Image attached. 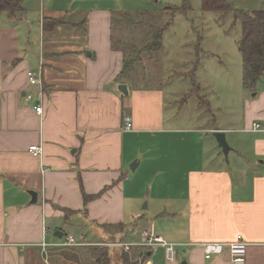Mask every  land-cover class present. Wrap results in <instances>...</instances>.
Here are the masks:
<instances>
[{"label":"crops","instance_id":"1","mask_svg":"<svg viewBox=\"0 0 264 264\" xmlns=\"http://www.w3.org/2000/svg\"><path fill=\"white\" fill-rule=\"evenodd\" d=\"M120 2L23 0L16 15L0 11V264H62L61 248L44 253L42 240L97 243L144 229L174 247L149 249L143 264L154 253L164 254V264H233L226 250L205 259L201 244L236 235L247 242L244 264H264V73L234 101L220 86L216 102L207 100V125L194 126V115L179 116L180 108L166 114L160 89L130 80L149 52L117 42ZM125 48L141 56L121 76L131 57ZM27 70L43 81L42 115L25 97L35 91ZM123 83L127 94L118 89ZM214 131L224 133L226 155ZM33 144L42 147L39 157L28 151ZM83 194L91 196L86 203ZM71 222L72 234L58 227ZM84 226L103 240L87 237ZM93 247L75 251L76 261L90 264Z\"/></svg>","mask_w":264,"mask_h":264},{"label":"rangeland","instance_id":"2","mask_svg":"<svg viewBox=\"0 0 264 264\" xmlns=\"http://www.w3.org/2000/svg\"><path fill=\"white\" fill-rule=\"evenodd\" d=\"M226 1L233 8L243 11L264 9V0ZM120 4L123 8L122 11L129 12L132 16H141L142 14V20L149 21L151 18L152 24L155 26L166 24L167 21L172 20L163 32L162 48L153 50L149 54H143L142 62L137 61L134 66L136 77L133 75L130 79L138 86L160 89L167 102L165 103L166 114L171 109L180 108L179 116L193 117L191 115H194V126L207 125V100L216 102L215 94L220 86H229L230 94H234L232 101L235 100L237 93H240L242 88V62L237 51L241 29L239 22L234 20L232 12L220 13L203 10L201 0H121ZM187 5L188 9H186ZM179 8H185V10L172 14L173 9ZM134 25L131 26L128 23L119 29L118 26H115L117 28L115 35L119 38L117 42L125 40L124 42L137 47L147 42L151 31L148 26L151 25ZM125 51L128 55L131 53L132 57L136 54L128 48H125ZM219 60L223 62V65L218 64ZM124 79L125 77H123V81ZM192 81L196 88L192 85ZM190 91L193 93L189 95ZM203 98L204 101L201 102ZM170 120L171 118L166 120L165 124H168ZM141 190L144 192L145 189ZM154 191L156 189H153ZM145 202L147 200L141 203V207ZM153 203L151 197V205ZM149 220L151 222V216ZM58 227L67 234L69 232L72 234L71 231L76 229L72 222L60 224ZM82 230L92 240H103L101 239L103 234L101 235L98 229L94 230L90 226H84ZM93 233L96 235L91 236ZM118 239L120 237H117L116 240L118 241ZM85 247H67V249L71 248L69 252L67 249L61 248L55 252V257L60 261L65 255L66 260L62 261V264H81L76 261L75 253L83 251ZM118 249L108 250L110 264H122ZM133 249L137 250L138 248ZM72 251L74 252L71 253ZM129 258V264L130 262L141 263V261H136L138 255L134 254L132 249ZM151 260L152 264H164V254L154 253ZM48 261L49 264L52 262L50 259Z\"/></svg>","mask_w":264,"mask_h":264},{"label":"trees","instance_id":"3","mask_svg":"<svg viewBox=\"0 0 264 264\" xmlns=\"http://www.w3.org/2000/svg\"><path fill=\"white\" fill-rule=\"evenodd\" d=\"M22 3L23 0H0V11L7 12L11 16L16 15L23 9ZM188 8L187 5L186 9ZM201 8L203 10L217 11L220 13L232 12L234 20L239 22L241 34L237 42V49L242 62V85L245 90H252L264 73V9L243 11L233 8V6L226 0H201ZM184 10L185 8L173 9L172 14ZM142 17V14L141 16H132L129 12H122L120 16L114 19L115 26L120 24L125 26L128 23L131 26H135L134 24L151 25L148 26L151 29L150 38L144 43L140 51L151 52L153 50H160L162 48L163 32L168 28L167 26L171 24L172 20L167 21L166 24L155 26L152 24L151 18L148 21L147 19L142 20ZM138 54L139 52L134 54L133 57H125L120 73L121 76L132 69L133 63L139 59ZM192 84L195 86L194 82ZM194 90L196 91L197 89ZM90 198L91 196L83 194L85 203L89 201ZM63 211L67 212L66 210ZM103 228H107L110 231L120 230V233L127 232V228L123 225L109 228L108 226L103 225ZM114 235V233H110L109 237H106L104 240L114 241L117 239ZM92 249L95 257L90 264H110V257L107 248L93 247ZM138 249H133L132 252L139 256L141 261L140 264H143L148 256V251L143 250L142 248ZM129 254L130 253L120 251L119 258L122 264H129ZM97 257L100 258V261L98 262L95 260ZM136 261H138V259ZM130 264L136 263L130 262Z\"/></svg>","mask_w":264,"mask_h":264},{"label":"built area","instance_id":"4","mask_svg":"<svg viewBox=\"0 0 264 264\" xmlns=\"http://www.w3.org/2000/svg\"><path fill=\"white\" fill-rule=\"evenodd\" d=\"M27 83L31 88H34L35 91H29L25 94V97L28 101L33 103V109L38 115L43 113V81L39 73H34L31 70L26 71ZM258 124H253V128H258ZM132 128L131 121L129 119L124 120L123 129L129 131ZM28 151L34 156L39 157L42 153V147L40 144H33L28 147ZM132 239H128L127 235L120 237L118 241H105L91 243L85 240H76L72 236H64L55 242H46L42 240L39 244L42 252L46 253L49 247L52 248H67V247H81V246H97L107 248L108 250L119 248V251L126 253H131L133 248H142L143 250H149L153 247L163 246L167 249L168 252L173 251L174 245L166 242L161 236L154 234L149 230H142L139 233L132 232L129 235ZM204 251V258L209 259L214 253L221 252L226 250L228 253V259L233 264H244L245 262V247L247 242L241 235H236L235 238L230 242H205L201 244ZM138 261L140 258L138 256Z\"/></svg>","mask_w":264,"mask_h":264},{"label":"water","instance_id":"5","mask_svg":"<svg viewBox=\"0 0 264 264\" xmlns=\"http://www.w3.org/2000/svg\"><path fill=\"white\" fill-rule=\"evenodd\" d=\"M118 89H119V91H121L123 94H127V89H126V85H125V84H120V85L118 86ZM212 134H213L215 140L217 141L219 147L221 148L222 152L226 155L227 152H228V150H229V147H228L227 142H226V140H225V135H224V133H223L222 131H214ZM135 164H136V163L134 162V163H132V164L130 165V169H131L132 171L134 170V166H135ZM29 194L32 196V200L35 201V197H36L35 193L32 192V191H29ZM54 236H56L57 238H61V237H62V233L59 232V231H56V232L54 233ZM149 254H150V253H148V255H149ZM99 260H100V259L98 258L97 261H99ZM182 264H186V262L184 261Z\"/></svg>","mask_w":264,"mask_h":264}]
</instances>
